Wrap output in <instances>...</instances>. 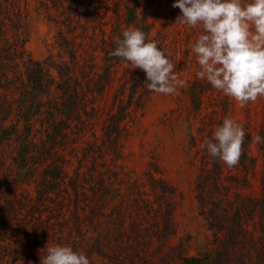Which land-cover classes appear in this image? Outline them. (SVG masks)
I'll return each instance as SVG.
<instances>
[{
	"label": "trees",
	"instance_id": "16d2710c",
	"mask_svg": "<svg viewBox=\"0 0 264 264\" xmlns=\"http://www.w3.org/2000/svg\"><path fill=\"white\" fill-rule=\"evenodd\" d=\"M37 1L38 14L42 10L55 24L58 49L42 60L25 49L31 27L23 7L26 0H0V264H40L47 247L57 244L83 251L91 264H170L179 258L170 244L176 233L174 187L155 175L154 163L143 171L141 182L119 164L127 135L124 122L150 93L144 78L138 77L144 71L137 68L125 78L101 123L99 138L67 158L74 149L71 132L94 110L88 97L101 95L111 83L121 59L110 53L123 36L100 39L101 65L93 70L96 63H88L82 52L78 27L96 23L95 16L87 15L101 0ZM141 2L140 11L125 7L123 21L147 33L149 40L146 13L154 0ZM200 30L192 33L199 37ZM208 88L197 78L189 83L193 115ZM217 95L216 106L223 110L227 96L219 90ZM258 98L262 119L257 135L264 137V96ZM222 123L220 119L216 126ZM249 140L246 133L239 171L248 168ZM258 148L262 173L256 196L239 192L246 185L245 175H224L223 162L208 155L193 191L213 250L202 258L183 257L182 264H264V144ZM25 185L32 188L23 189Z\"/></svg>",
	"mask_w": 264,
	"mask_h": 264
},
{
	"label": "rangeland",
	"instance_id": "374dc122",
	"mask_svg": "<svg viewBox=\"0 0 264 264\" xmlns=\"http://www.w3.org/2000/svg\"><path fill=\"white\" fill-rule=\"evenodd\" d=\"M173 3L175 0H154L146 13V19L151 24L149 40L158 41V47L170 54L179 83L173 94L150 92L146 95L143 105L130 112L124 122L127 131L123 146L124 159L119 164L129 177L141 182L143 171L147 170L148 164L154 163L158 168L155 175L174 187L177 203L174 211L176 233L170 244L177 248L176 251H171L173 255L179 251V258H175L170 264H182L183 257L202 258L213 250L212 235L200 214L193 184L201 169L207 167L209 154L206 144L213 140L216 122L227 117L243 125L246 133L250 135V140L246 143L248 168L239 171L237 166L229 168L223 161L222 168L224 175H245L246 185L239 189V192L246 196H256L260 191L262 160L254 137L257 136L262 112L259 98L242 107L235 99L227 96L225 109H220L216 106L220 101L217 90L211 88L206 80H202L203 83H208L210 90L202 93L199 111L194 115L191 113L187 87L196 78L195 74L199 69L192 46L198 37L194 35L195 31L201 29L200 35L203 29L202 25L192 28L190 25L175 23L181 12L179 8L172 7ZM38 6L37 0H26V4H23L31 26L25 49L33 59L42 60L49 54L55 55L58 49L55 45V24L48 21L49 18L42 14V10L41 14H38ZM125 7H137L140 11L143 5L141 0H101L100 7L87 15L89 19H94L95 16L96 23L85 28L79 25L80 39L84 41L80 48L82 52L85 51L88 63H96L93 70L101 65L100 39L116 40L117 35L132 27L124 24ZM192 30L195 31L192 33ZM114 67L111 83L103 93L88 97L89 105L94 107V110L88 118L83 116L84 122L71 132L74 149L66 153L67 158L72 159L74 153L81 154L83 148L99 138L101 123L110 110L113 96L119 93L125 78L135 72L122 61ZM138 77L146 81V74ZM34 129V136L38 137L37 127ZM197 131L201 135H198ZM249 158L253 159L252 165ZM31 188L32 185L23 186V189ZM231 190L235 188L232 186ZM248 227L253 229L252 224H248Z\"/></svg>",
	"mask_w": 264,
	"mask_h": 264
},
{
	"label": "clouds",
	"instance_id": "9594fccd",
	"mask_svg": "<svg viewBox=\"0 0 264 264\" xmlns=\"http://www.w3.org/2000/svg\"><path fill=\"white\" fill-rule=\"evenodd\" d=\"M172 7L181 15L175 23L202 25V33L192 46L199 69L196 78L206 80L214 89L235 99L243 107L264 96V0H175ZM110 53L130 69L144 71V88L149 92L173 94L179 83L170 54L148 40V34L129 27ZM246 131L243 125L225 118L213 133L206 150L214 160L229 168L239 165ZM254 142L264 144L257 135ZM40 264H91L89 257L68 245L47 247Z\"/></svg>",
	"mask_w": 264,
	"mask_h": 264
}]
</instances>
